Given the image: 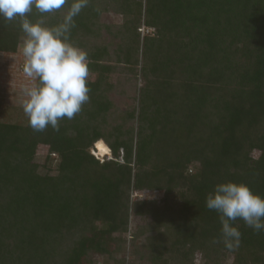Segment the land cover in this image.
Wrapping results in <instances>:
<instances>
[{
    "label": "trees",
    "instance_id": "16d2710c",
    "mask_svg": "<svg viewBox=\"0 0 264 264\" xmlns=\"http://www.w3.org/2000/svg\"><path fill=\"white\" fill-rule=\"evenodd\" d=\"M110 13L122 23H102ZM74 20L93 73L83 112L58 132L0 122V264H125L130 230L129 264H264V230L238 219L229 250L206 206L225 182L264 197V0H90ZM23 35L0 17V53ZM139 82L134 104L116 106ZM39 146L59 156L56 175L40 173Z\"/></svg>",
    "mask_w": 264,
    "mask_h": 264
},
{
    "label": "clouds",
    "instance_id": "9594fccd",
    "mask_svg": "<svg viewBox=\"0 0 264 264\" xmlns=\"http://www.w3.org/2000/svg\"><path fill=\"white\" fill-rule=\"evenodd\" d=\"M90 0H0V17L18 21L23 32L24 74L31 81L23 88L22 107L34 132L51 127L60 130L64 119L73 120L90 102L93 79L89 53L70 40L74 18ZM67 8L63 22L49 27L45 17ZM35 10L40 19H30ZM95 154V153H94ZM206 206L219 214L221 239L229 250L241 243L242 233L233 224L238 220L259 234L264 230V197L244 183L225 182L208 193Z\"/></svg>",
    "mask_w": 264,
    "mask_h": 264
},
{
    "label": "rangeland",
    "instance_id": "374dc122",
    "mask_svg": "<svg viewBox=\"0 0 264 264\" xmlns=\"http://www.w3.org/2000/svg\"><path fill=\"white\" fill-rule=\"evenodd\" d=\"M102 23L107 25H117L122 23V18L112 13L106 14L102 17ZM143 34H147L146 29H142ZM151 32V31H149ZM25 58L22 54V46L19 48L17 54H5L0 53V122L11 124H25L27 116L25 115L22 107V102L25 99L23 96V88L26 85H30L31 81L24 74ZM128 88L126 96H119L114 94L112 99L116 106L121 109H127L134 104V97L137 95L138 89ZM96 152V153H95ZM95 153V154H94ZM91 154L100 162L111 159V152L109 155L103 157L99 156L96 150V145L91 150ZM260 153L255 151L252 153L254 158H258ZM36 163L40 165V173L46 174L50 171L51 175H56L57 167L59 163L58 155H50L49 148L47 146H39L36 158ZM163 193L159 192H136L133 193V199L146 200V199H161ZM141 220H132V226L140 224ZM131 230L125 236L127 238V249L124 254L126 259L125 264H129L133 261L131 255ZM230 262H227V264ZM94 264H106L103 260L97 258ZM196 264H203L201 260H197Z\"/></svg>",
    "mask_w": 264,
    "mask_h": 264
},
{
    "label": "bare ground",
    "instance_id": "6f19581e",
    "mask_svg": "<svg viewBox=\"0 0 264 264\" xmlns=\"http://www.w3.org/2000/svg\"><path fill=\"white\" fill-rule=\"evenodd\" d=\"M96 150L98 152V155L101 157H105L110 154L109 148L105 145L104 142L100 141L96 144ZM96 153V152H95Z\"/></svg>",
    "mask_w": 264,
    "mask_h": 264
}]
</instances>
